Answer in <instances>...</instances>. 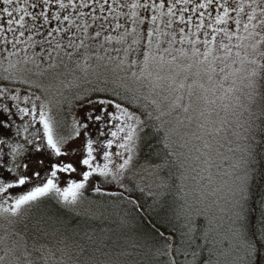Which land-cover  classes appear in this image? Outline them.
Instances as JSON below:
<instances>
[{"label":"snow or ice","instance_id":"snow-or-ice-1","mask_svg":"<svg viewBox=\"0 0 264 264\" xmlns=\"http://www.w3.org/2000/svg\"><path fill=\"white\" fill-rule=\"evenodd\" d=\"M0 56L9 62L7 74L0 76V99L13 102L11 106L0 104V217L11 227L23 220L31 236L16 231L9 235L19 237L16 246L25 252L31 239L33 252L45 260L55 254L54 243L68 257L61 264H126L99 259L98 254L107 256L106 249L112 248L111 237L81 235L70 228L67 217L78 212L87 199L85 193L94 192L126 206L124 226L133 219L148 220L153 212L164 222L169 209L159 189L167 184L158 173L167 159L151 168L141 166L144 174L136 170L149 121H161L155 132L163 134L161 143L167 150L170 131L163 116L181 109L199 111L203 116L201 102H212L207 94L218 90L225 96L235 94L239 79L241 95L233 99L248 113L245 130L260 137L252 136L254 146L264 145V0H0ZM12 57L17 58L15 63ZM93 66L103 70L97 73L98 79H107L108 72L115 75L113 83L125 93L147 88L160 99L151 100L157 113L153 116L126 104L117 88L110 97L95 101L78 97L102 105L99 114H89L88 119L107 130L98 129L99 136H111L94 140L84 132L86 155L79 160L82 168L78 170L77 164L61 158L71 154L65 146L89 125L73 117L71 132L62 135L63 124L49 89L63 74L62 69L87 74ZM228 68L232 71H226ZM230 77L232 84L225 88ZM18 85L27 86L23 94ZM13 116L23 123L16 125ZM13 126L16 131L11 135ZM21 137L23 142L17 139ZM114 145L118 151H112ZM249 179L246 171L238 189L242 196L249 189ZM188 211L180 212L188 229L181 237L191 241L198 229ZM149 223L151 227L143 235L161 242L154 253L164 258L161 264H184L190 253L177 247L173 232L166 235L156 223ZM138 227L143 229V223ZM15 251L6 250L0 264H17L9 258V252ZM240 251L233 264H264V228L259 234L243 237ZM117 255L125 253L121 250ZM25 264L38 262L28 259Z\"/></svg>","mask_w":264,"mask_h":264},{"label":"rangeland","instance_id":"rangeland-1","mask_svg":"<svg viewBox=\"0 0 264 264\" xmlns=\"http://www.w3.org/2000/svg\"><path fill=\"white\" fill-rule=\"evenodd\" d=\"M246 11H248L247 8ZM116 46L119 47L120 45ZM243 54L242 51L241 55ZM113 55L116 54L113 53ZM11 59L15 63L17 58L12 57ZM8 66V60L0 56V76L7 74L5 69ZM19 67L22 68L23 64L19 65ZM234 67H239V64ZM9 70L16 71V69ZM61 71L63 74L51 82L52 86L49 89V94L53 98V104L57 110V118L63 124L60 133L68 135L71 132L73 117L89 125L87 130H82L80 137L71 140L65 146L70 150L71 154L66 158H61L77 164L79 170L82 166L78 162L86 155L83 152L86 141L84 132L87 131L89 136L94 140L103 141L111 139V136L101 137L99 133L94 135L95 132H98V129L107 130L104 129L102 124L94 123L88 119L89 114H99L102 105L96 103L90 104L86 99L77 103L75 100L78 97L84 96L89 88H119V85L118 83H113L117 77L111 72L106 74L107 79H105V76H101L98 79L97 73L103 70L97 69L95 66L89 69L87 74L80 70L73 72L70 69H62ZM226 71L231 72L232 69L228 68ZM30 78L35 79L36 77L31 76ZM232 79L233 77L229 78L225 88L232 84ZM45 83H48V81L45 80ZM129 83L132 88L137 87L136 85H131V82ZM18 87L21 90V94L27 88L26 85H18ZM234 87L237 89V92L235 94L228 93L227 96H225L223 90L210 91L207 95L208 100L212 102H201L199 106L204 112L203 116L200 115L199 111L190 110L188 113H185L181 109L162 117L164 126L170 131V141L182 155L180 156L181 161H179L180 163L178 162V166L182 167L184 176L177 179L176 170H169L167 166L173 159L168 156L166 158L167 165L159 171L158 175L167 184V187L161 189V191L164 195L171 192V197L173 198V208L172 210L170 209L171 215H173L172 211L175 213L176 207H179L178 193L180 192V200H182L180 208L182 206L183 209H192L190 214L194 215L191 217L193 220L200 217V222L197 226L198 230L195 232L194 239L197 237L205 243L210 241L220 249L223 245L227 244L225 254H221L222 257L220 256L215 264H233V261L241 255L240 245L243 239V206L247 191L242 196L238 189L242 185V178L245 176L246 171L249 174L247 167L248 136L245 130L247 127L245 121L248 119V113L244 112L242 108L237 107L233 99L234 95H241L239 90L243 88V83L237 79ZM197 90L199 91V89ZM132 94L135 98L140 97L150 105L152 99H160L159 96L150 93L147 88H142L139 92ZM97 97L107 96L98 95L89 99L95 101ZM187 102L188 98L185 93L184 103L187 104ZM0 104L11 106L13 102L7 98H3L0 99ZM151 109L153 111V105H151ZM12 111L15 112V108ZM153 113L154 115L157 114L155 111ZM11 119L16 125L23 123L19 120V116H13ZM158 123L160 124L161 121H158ZM15 131L16 128L13 126L11 128V135H14ZM17 139L23 142L22 137ZM112 151H118L115 145ZM100 162L103 163L102 157L100 158ZM148 165L151 168L155 164ZM173 167L176 168V163H174ZM71 175L73 178L79 179L78 173ZM138 179L139 177H137ZM61 186H64V184L62 183ZM78 212L83 216L91 213L88 215L100 217V220L93 225L85 222L83 224L75 223L70 228L77 229L81 232V235L83 232H88L89 234L102 233L106 237H111L112 248L106 249L108 255L98 254L101 261L120 260L125 261L126 264H149L150 251L153 245L145 237L140 236L134 223L122 226L121 221L124 215L120 213H126L122 209L120 211H108L107 206L102 200L98 202L87 198L81 203ZM14 231L19 232L21 236L25 234L29 237L31 236L28 229L24 227L23 220L14 227H11L7 221L0 217V257L6 255V250L16 249L14 254L9 252V258L16 261L17 264H25V261L28 259L35 260L38 264H61L62 261L68 260L67 256L57 250L54 243L51 246L55 254L47 255L46 260L43 256L33 252L31 239L28 240L27 252L22 248H17L15 241L19 237L9 235L10 232ZM235 232H239L241 235L239 237L234 236ZM188 239L187 237L186 242H188ZM141 249L145 250L144 254L141 253ZM121 250H123L125 255H117ZM29 253L32 254L29 255ZM141 259L146 261L141 262Z\"/></svg>","mask_w":264,"mask_h":264},{"label":"trees","instance_id":"trees-1","mask_svg":"<svg viewBox=\"0 0 264 264\" xmlns=\"http://www.w3.org/2000/svg\"><path fill=\"white\" fill-rule=\"evenodd\" d=\"M103 88L107 89V91L94 92L93 88H89L87 93H85V95L82 97L92 98L98 95H105L107 97H110V93L114 87H103ZM96 89H101V88H96ZM117 89L120 91L121 96L124 97L126 104H129L133 107L139 106L141 112L153 113L151 109V105L145 102L142 98L140 97L135 98V96L131 92L125 93V90L123 88L119 87ZM80 101H84V100H80V99L75 100L76 103ZM153 116H155L154 113ZM258 123L259 121H257V124ZM149 124L150 127L146 129V134L144 135V138L140 145V149H139L140 156L136 161L137 172L144 174L142 172L141 166L150 168L148 164H160L164 162L165 159L169 156L170 158L173 159V161L170 162L167 167L171 171L172 169L176 170L177 179L183 177L184 173L182 171V167L178 166V162L181 161L180 156L182 155L179 153L176 147L173 146L170 139L168 141L169 143L168 149L167 150L164 149L163 144L161 143V141L163 140V134L162 133L157 134L155 132V127L160 125L158 121H155L153 119L152 121H149ZM97 134L98 132L94 133V135ZM253 135L256 136L257 140L260 139L259 135H257L255 132H247V136H248L247 167H248L250 179H249V189L247 190L244 199V206H243L244 208V215L242 220L243 237L249 236L252 232H256L257 234H259L261 229L264 228V215H262L264 214V145L258 147L254 146L252 141ZM166 152L174 153V155H166ZM174 163H176V168L173 167ZM159 191H161V189H159ZM85 195L87 198H91L98 202H101L102 200V202H104L105 205L107 206L108 211H120L122 209L124 212L126 213L128 212L126 206H124L119 202H114L112 199L107 198L105 196H98L94 192L85 193ZM178 197H179L178 198L179 207H176L175 213L174 211H172L173 215H171L170 209L172 210L173 208L172 207L173 198L171 197V192L169 194L164 195L163 201L165 203L166 208L169 209L167 217L164 218V222H161L162 221L161 215H158L157 213L153 212L149 215L148 220L141 221L140 219H133L129 224L134 223L136 229L138 230L137 232H139L140 236L144 238L143 231L151 227V224L149 223L150 220L151 223H156L157 226L160 228V230L165 232L166 235L169 232H173V234L177 238L176 239L177 247H182L183 250L190 253V255L187 258L186 264H215L217 260L220 258L221 254L222 255L225 254V248L227 247V244L223 245L220 249L217 245L213 244L212 242L207 241V243H205L200 241L197 237H196L197 240L193 239L192 241H189L188 239V242H186L187 236L181 237V233L187 232L188 229H187L185 215L180 214L181 210L183 209L182 206L180 208V204L182 203V200H180L181 198L180 192L178 193ZM145 199L148 200L147 197H145ZM148 203H151V201L148 200ZM183 210H189V208ZM190 212H192V209H190V211L187 212V215L190 217L194 216L193 214H190ZM88 214H86L85 216H83L80 212H77L76 214H69V216L67 217L69 226L71 227L75 223L83 224L84 222L93 225L96 224L98 220H100V217H95L94 215L91 216ZM120 214L125 216V214L123 213ZM195 221L197 222V226H198L200 222V217H197ZM141 222L143 223V229L138 227L141 224ZM122 226L124 225L122 224ZM147 240H149L153 245V248L150 251L151 256L146 253L147 255L150 256V259L148 261L149 264H161L164 258L157 257L154 255L156 248L161 247V242L155 239H147ZM181 240L184 241L182 245L180 243ZM141 253L144 254L145 250L141 249ZM191 253H195V256H192ZM178 259L183 261L182 257H178ZM142 261H146V260L141 259V262Z\"/></svg>","mask_w":264,"mask_h":264},{"label":"flooded vegetation","instance_id":"flooded-vegetation-1","mask_svg":"<svg viewBox=\"0 0 264 264\" xmlns=\"http://www.w3.org/2000/svg\"><path fill=\"white\" fill-rule=\"evenodd\" d=\"M25 119H27V118H25ZM20 120V119H19ZM21 121V120H20Z\"/></svg>","mask_w":264,"mask_h":264}]
</instances>
